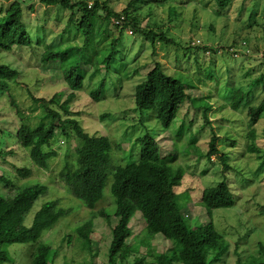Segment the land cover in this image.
<instances>
[{
	"label": "rangeland",
	"instance_id": "374dc122",
	"mask_svg": "<svg viewBox=\"0 0 264 264\" xmlns=\"http://www.w3.org/2000/svg\"><path fill=\"white\" fill-rule=\"evenodd\" d=\"M11 1L0 0V8L7 7ZM85 1L93 3L96 0ZM99 1L108 3L115 12L127 10L134 32L130 34L125 28L110 25L108 36L94 37L84 59L90 58V62L81 66L86 70L82 87L70 103L72 116L85 131L110 139L111 167L137 160L141 148L135 144V139L147 132L155 135L162 157L176 156L169 162L185 171L176 191L183 213L194 227L210 221L207 210L199 204L203 189L226 180L235 205L214 210L212 219L228 241L229 249L212 264H236L239 257L246 259L252 255L264 258V249H260L264 246V213L261 212L264 204V112L252 125L245 105L247 100L258 105L264 98V80L253 84L264 74V0H233L225 8L219 7L214 0ZM29 5H33V9L25 8L24 23L32 36V46H16L11 51L0 48V64L18 70V80L22 83H10V91L0 89V176L7 179V182L0 180V194L11 197L24 187L45 184L46 193L34 202L24 223L31 226L36 212L48 201L59 200V207L69 209L70 212L53 227L43 231L39 240L51 247V256L56 254L54 264H108L116 210V198L111 192L113 169L110 167L108 171L103 198L92 209L71 193L60 176L67 160L75 166V138L69 140L57 133L50 144L44 146V150L57 152L49 160L47 169L38 166L30 156V148L18 141L17 129L22 123L36 128L51 122L42 103L35 101L28 90L38 98L54 99L58 103L71 92L61 60L43 62L42 53L63 41H66L64 47H79L84 39L75 25L68 27L71 13L62 5L47 6L40 0H31ZM161 31L172 37L175 44L158 41V38L153 42L152 33ZM63 32L66 35L61 34ZM101 32H105L104 27ZM120 36L115 59L107 67L111 40ZM192 37L200 38L209 48L190 47ZM234 50H238L237 56ZM76 58L70 56L66 66ZM155 61H160L168 74L175 75L188 86L187 93L198 105L195 107L192 99H188L169 129L160 124L152 111L141 112L135 106V88ZM103 78H106L104 90L101 99L96 101L91 91ZM12 91L17 106L10 98ZM242 100L243 105L237 109ZM204 106H209V123L203 115ZM213 134L218 136V148L226 155L228 167L220 156L207 157ZM251 146L256 150L250 151ZM17 167L29 168L32 173L22 177ZM139 214L137 212L131 220L133 237L129 241L146 239L153 253L169 249L171 242L161 234L152 237ZM91 218H94V232L87 246L76 229ZM69 235L73 236L71 241ZM37 244L13 243L2 249H6L17 264H33ZM146 250L141 247L142 253ZM139 255L132 254L126 264H132ZM145 259L150 262L153 257Z\"/></svg>",
	"mask_w": 264,
	"mask_h": 264
},
{
	"label": "trees",
	"instance_id": "16d2710c",
	"mask_svg": "<svg viewBox=\"0 0 264 264\" xmlns=\"http://www.w3.org/2000/svg\"><path fill=\"white\" fill-rule=\"evenodd\" d=\"M47 6L62 5L70 11L68 27L76 26V31L84 39L82 46L64 47L66 41L48 48L42 53L43 62L61 60L64 78L71 89L67 98L58 103L54 99L38 98L31 91L28 93L35 101L41 102L44 110L51 116V122L44 127L31 128L21 124L17 129L19 143L23 147L30 148L32 160L42 168L49 167V160L57 155L53 149L44 150V146L50 144L57 133L66 139L75 138L76 161L72 166L69 161L61 170L60 176L70 189L71 193L82 200L85 205L94 208L103 198L104 188L108 180L110 170L111 141L107 136L90 134L85 131L79 120L72 116L71 101L76 97V91L82 87L86 70L82 64L90 62L85 59L87 48L96 36H108V27H121V29L133 30L130 15L127 10L115 12L108 3L96 0L89 7L85 0H40ZM222 8L231 5L233 0H214ZM31 0H13L7 7L0 8V48L11 51L16 46H32V36L24 23L25 8L33 9L29 5ZM120 19L121 23H113L111 17ZM102 27L105 32H101ZM68 30V29H67ZM67 30H64V32ZM61 33V34H64ZM66 33L64 35H66ZM66 39L63 36V39ZM152 41L157 38L167 44L174 43V39L164 32L152 33ZM69 39V37L67 38ZM191 39V38H190ZM120 37L112 38L110 52L107 59V67L115 59ZM190 47L208 45H191ZM76 58L66 66L70 56ZM82 69V70H81ZM19 71L9 65L0 64V89L10 88V83L22 84L19 79ZM264 80V74L255 79L253 84H260ZM106 83L103 78L98 87L91 91V97L99 101ZM188 87V86H187ZM187 87L175 75L168 74L160 61H155L153 67L147 72L145 78L135 88L134 101L139 111H152L160 124L169 129L175 122L181 106L192 99L196 105V99L187 93ZM14 106H17L15 95L9 92ZM245 99V97H244ZM243 100L238 103L237 109L243 105ZM247 113L251 117V124L255 125L264 112V98L258 105L246 102ZM54 106H57L55 108ZM203 115L209 123V106H204ZM218 136L213 134L209 142L207 157L220 156L225 163L226 155L218 148ZM135 144L140 145V156L126 165L112 166L113 182L111 192L116 198V210L114 212L115 223L112 226V239L109 246L108 264H126V260L132 254H141V247H146L145 253L135 257L132 264H212L219 261L222 255L228 251L229 243L217 230L213 219V211L218 208H230L235 205V199L229 183L226 180L218 182L214 186L205 187L199 199L210 216V221L192 226L187 216L183 213V207L179 202V194L176 187L182 184L185 171L181 167H174L172 161L176 156L170 155L163 158L157 137L147 132L135 139ZM255 151L254 147L249 148ZM1 154V151H0ZM225 167H228L225 163ZM17 172L22 177L30 176L32 170L17 167ZM1 181L7 182L4 176ZM48 187L42 183L19 189L11 197L0 194V264L15 263L14 258L3 246L13 243H38L33 256V264H54L56 254L51 256V247L48 244L39 243L44 230L53 227L58 220L70 211L59 207V200L46 202L35 214L31 226L24 223L25 215L32 208L40 195L46 193ZM140 212L144 227L150 231L151 236L161 234L168 239L172 246L166 251L152 252L150 242L146 239L130 242L133 231L130 226L132 218ZM264 213V204L261 206ZM109 219V215L102 212ZM111 220V219H109ZM94 232V218L87 220L77 227L76 233L90 246ZM69 235V240H72ZM262 251L264 246L261 245ZM147 256L153 260L145 261ZM52 257V258H51ZM236 264H264L262 256L252 255L250 258H238Z\"/></svg>",
	"mask_w": 264,
	"mask_h": 264
},
{
	"label": "built area",
	"instance_id": "2783aa9c",
	"mask_svg": "<svg viewBox=\"0 0 264 264\" xmlns=\"http://www.w3.org/2000/svg\"><path fill=\"white\" fill-rule=\"evenodd\" d=\"M91 5H92V3H89V7H91ZM111 19H112L113 23H115V24H119V23H121L122 20L124 19V16H122L120 19L116 18L115 16H112ZM127 32L130 33V34H132V33H133V30L128 29ZM190 44L193 45V46H195V45H202L203 43H202V40H201L200 38L192 37V38L190 39ZM243 45H245V42H243ZM232 50H233V49H232ZM246 51L248 52V51H250V50L247 48ZM247 52H246V54H247ZM248 53H249V52H248ZM238 54H239V53H238V50H234V55L237 56Z\"/></svg>",
	"mask_w": 264,
	"mask_h": 264
}]
</instances>
